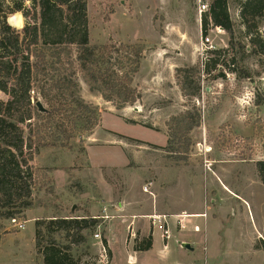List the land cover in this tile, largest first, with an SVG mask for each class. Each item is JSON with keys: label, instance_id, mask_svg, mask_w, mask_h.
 Listing matches in <instances>:
<instances>
[{"label": "rangeland", "instance_id": "374dc122", "mask_svg": "<svg viewBox=\"0 0 264 264\" xmlns=\"http://www.w3.org/2000/svg\"><path fill=\"white\" fill-rule=\"evenodd\" d=\"M1 1L4 8L11 0ZM19 1L23 9L7 15L4 21L10 30L5 34L23 49L33 25V9L29 0ZM85 1L91 45H145L132 82L140 99L121 110L114 102H105L100 87L91 90L87 84L74 52L77 97L96 107L101 119L82 138L66 146L47 145L28 162L34 182L32 207L23 218L15 217L25 222L23 231L16 230L10 220L2 222L0 264H44L41 252L50 245L51 238L43 226L42 246L35 248L36 221L46 225L52 219L90 217L98 219L99 226L82 232L86 240L77 246L63 232L52 235L56 247L71 260L101 264L104 245L106 264L112 259V264H130L127 251L136 264H171L175 258L172 255L164 260L158 257L162 244L156 229L153 251L139 256L133 253L135 241L130 243V233L123 239V205L140 214L155 210V206L161 212L204 214L194 222L189 220V225L198 227L197 232H178L173 225L168 228L170 249L185 241L194 248L186 254L200 256L199 262L206 256L207 264H264V184L255 167L257 162H264V151L260 150L264 138V58L254 53L241 23L239 3L243 0H227L232 39L224 31L217 32L209 22L203 36L204 14L199 18L197 0ZM201 1L209 5L211 0ZM11 16L20 28L8 24ZM256 33L264 40V17ZM205 37L215 50L224 51L220 59L226 65L224 78L204 80L203 74L199 97L187 100L182 96L177 70L197 65ZM22 56L5 59L17 74L26 69ZM211 57L208 55L206 61ZM240 72L248 73L250 79L242 78ZM12 74L13 70L9 78H4L0 70V83L4 81L9 88ZM7 99V91L0 90V102ZM38 101L46 108L40 97ZM193 108L200 118L198 127L189 134L190 148L183 153L178 142L168 148V121ZM222 166H226L228 175L223 176ZM217 176L224 178V183L218 182ZM146 185L148 193L142 191ZM105 215L107 220L102 218ZM107 228L112 233L109 243L103 238ZM96 234L99 240L94 238ZM149 235L143 234L139 240Z\"/></svg>", "mask_w": 264, "mask_h": 264}, {"label": "trees", "instance_id": "16d2710c", "mask_svg": "<svg viewBox=\"0 0 264 264\" xmlns=\"http://www.w3.org/2000/svg\"><path fill=\"white\" fill-rule=\"evenodd\" d=\"M29 2L33 9V25L28 29V39L23 49L16 47L6 37L5 33L10 27L4 21L12 10L23 9L22 3L11 0V7L8 5L4 8L0 4V18L3 20L0 29V70L4 78H9L13 70L14 78L9 88L4 81L0 83V90L7 91L8 94L7 101L0 102V230L4 229L3 221L23 218L25 211L32 207L34 182L28 162L32 161L33 156L47 145L58 143L59 146H66L71 140L82 138L101 119L96 107L85 104L77 97L78 84L72 61L75 51V63L84 79L91 90L100 87L101 97L105 102H114L115 108L121 110L140 99L132 82L143 58V43L121 44L119 47L91 45L85 0ZM239 17L246 28L254 53L264 58V40L256 33L258 22L264 17V0L240 1ZM208 22L213 27L221 28L229 39L233 38L227 0L210 1L208 12L204 14L203 36L207 34ZM15 23L13 21L14 27ZM21 53V61L26 64V69L23 67L25 70L17 74L16 68H12L5 59L17 58ZM223 53V50L205 51L195 67L177 70L176 78L184 98L191 100L199 97L203 74L206 76L204 80L224 78L222 70L226 65L224 61H220ZM208 55L213 57L206 61ZM232 71L235 73L234 68ZM239 74H243L242 78L250 79L246 72ZM33 93L35 96H32ZM37 96L43 100L46 113L37 111ZM256 104L260 106L259 103ZM199 118L196 108L172 117L167 123L168 148L178 142L182 146V152L186 153L191 145L189 134L198 127ZM255 167L258 179L264 184V162H257ZM34 226L36 249L39 250L43 243V226L51 238L50 245L41 252L44 264H79L56 247L52 235L55 231L63 232L65 237L71 238L72 245L77 246L86 240L82 232L95 229L99 226V221L92 217L52 219L46 225L42 221H36ZM1 236L0 234V240ZM151 241L150 235L137 241L134 251L150 250Z\"/></svg>", "mask_w": 264, "mask_h": 264}, {"label": "crops", "instance_id": "0c3cea01", "mask_svg": "<svg viewBox=\"0 0 264 264\" xmlns=\"http://www.w3.org/2000/svg\"><path fill=\"white\" fill-rule=\"evenodd\" d=\"M225 167L226 166H222L221 167V170L225 172V173H223V176L229 174V172L227 171V168H225ZM215 178L217 180H219L218 182L221 181L222 183H224V178L222 179V178H220V176H217ZM221 186H222V189L224 191H226L228 193H231L230 190L224 184H221ZM210 202L214 204L213 200H211ZM120 208H121V210H123V231H125V234L123 235V239H124L126 234L130 233V234H133L135 236V237L131 236L129 238L130 243L133 240L136 243L137 241H140L139 237H143V234L150 233L151 240H152L151 241V243H152L151 249L148 250V251H144V252H137V251H134V248H133V251H134L133 253H135L138 256L139 255H143V254H147V253H150V252L153 251V247H154L153 230L156 229L158 231V229L156 228V226L152 225V222L149 219L150 216H153V215L165 216V217L168 218L169 226H172V225L174 226L173 222H174V217L175 216L181 215V214L188 215L189 216L188 222H187V225L189 227L188 231L189 232H193L192 228L195 225H189L188 224V223H190L189 220H191V221L193 220V222H194L195 221L194 218L200 217V215H202V213L186 212L185 210H180L179 212H177V211L176 212H161V211H157L158 208H156V206H155V210H151L150 212H148V213H152V214H148L147 212H143L142 214H140L141 212L136 211L133 208H130L129 206H125V205H123V207L120 206ZM103 213L106 214L105 209H103ZM164 213H166V214H164ZM129 217H131L132 219H130ZM110 234H112L111 233V229L107 228L105 234L103 235V238L105 240H107L108 243L110 242V240H109L110 239ZM158 237H159L160 243L162 244V245H160L161 247H160L159 251L157 252L158 257L160 259L164 260L166 257L172 255L175 258H174V261L171 264H207L206 263V258H207L206 256H203V261L199 262V260L201 261V259H202L200 256H198V255L190 256V255L186 254V253H192L194 251V248L192 247L193 245H191V244H189V243H187L185 241L184 242H177V244H176L177 247L175 246V249H170V246L168 245V242H167L166 248H165L164 244H163V240L160 237V232L158 233ZM182 244H189L190 247L193 250L192 251H187V250L183 249L181 247ZM262 244H264V243H262ZM255 251H258V250L255 249ZM204 252H206V247H204ZM127 256H128L127 257L128 263L136 264L137 260L134 259V257L131 256L130 254H128V251H127ZM207 256H208V259H209L210 256H211L210 252L207 254ZM112 262H113V259L111 261V264H112Z\"/></svg>", "mask_w": 264, "mask_h": 264}, {"label": "built area", "instance_id": "2783aa9c", "mask_svg": "<svg viewBox=\"0 0 264 264\" xmlns=\"http://www.w3.org/2000/svg\"><path fill=\"white\" fill-rule=\"evenodd\" d=\"M197 5H198V14H199V18H201L202 14H206L208 12V4L207 3H203L201 0H197ZM215 30L217 32L223 31L221 28H217L215 27ZM201 51L202 53H204L205 51H213L215 50V47L212 45V43L209 41V39L207 37H205L204 39H202L201 42ZM260 150L264 151V138L261 140L260 142ZM148 185L144 186L142 188V191L144 193H148ZM205 215L202 214L200 215V217H204ZM103 219L107 220L108 217L105 215V217H102ZM188 215H177L174 217V227L177 229L178 232H186L188 231L189 227L187 225L188 222ZM152 222L153 226H156V228L158 229V231L160 232V237L163 240L164 243V247L166 248L167 242L170 240V231H169V221L168 218L165 216H158V215H153L150 216L149 218ZM11 224L16 228V230L18 231H23L25 228V222H20L18 221L16 218L11 219ZM193 232H197L198 231V227L194 226L192 228ZM135 237L133 234H130V237ZM94 238L99 240L100 236L99 235H94ZM105 246L102 245L101 246V250H100V263L101 264H106V250H105Z\"/></svg>", "mask_w": 264, "mask_h": 264}, {"label": "water", "instance_id": "95a60500", "mask_svg": "<svg viewBox=\"0 0 264 264\" xmlns=\"http://www.w3.org/2000/svg\"><path fill=\"white\" fill-rule=\"evenodd\" d=\"M12 19H13L12 16L8 18V24H9L11 27H14V26H13V25H14V24H13V21H10V20H12ZM14 28H16V27H14ZM35 106H36L37 111H38L39 113H46V109L43 107V105L41 104V102H39V101L36 102ZM73 209H74V208H73ZM181 247H182L183 249L187 250V251H192V250H193V249L190 247L189 244H182Z\"/></svg>", "mask_w": 264, "mask_h": 264}, {"label": "bare ground", "instance_id": "6f19581e", "mask_svg": "<svg viewBox=\"0 0 264 264\" xmlns=\"http://www.w3.org/2000/svg\"><path fill=\"white\" fill-rule=\"evenodd\" d=\"M15 27H16V28H19L20 26H19L18 23H15ZM206 150H209V149H206Z\"/></svg>", "mask_w": 264, "mask_h": 264}]
</instances>
